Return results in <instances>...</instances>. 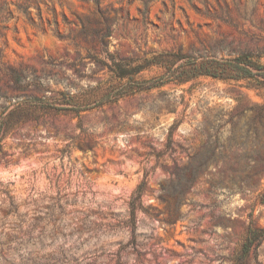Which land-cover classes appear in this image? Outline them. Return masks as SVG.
Here are the masks:
<instances>
[{
    "label": "rangeland",
    "instance_id": "374dc122",
    "mask_svg": "<svg viewBox=\"0 0 264 264\" xmlns=\"http://www.w3.org/2000/svg\"><path fill=\"white\" fill-rule=\"evenodd\" d=\"M165 53L264 64V0H0V264H233L264 230V89L114 99L166 72L117 65Z\"/></svg>",
    "mask_w": 264,
    "mask_h": 264
},
{
    "label": "trees",
    "instance_id": "16d2710c",
    "mask_svg": "<svg viewBox=\"0 0 264 264\" xmlns=\"http://www.w3.org/2000/svg\"><path fill=\"white\" fill-rule=\"evenodd\" d=\"M185 58L176 53H165L154 56L152 60H144V64L117 65L116 76L119 80H132L137 76L143 68L150 65H158L166 69L165 74L153 84L147 86L150 82L139 83L138 85L128 84L127 88L114 93V99H120L129 95L140 92L150 91L155 88H162L168 83H176L179 85L186 84L200 76L212 77L222 81H249L255 84L257 88L264 89V64L258 60L254 61L249 55H240L227 60H211L203 62L190 68L185 67L180 70L175 67V62ZM2 132V124H0V134ZM145 181L140 183L129 203V216L131 228L136 231V214L143 210L141 198L145 189ZM264 203V193L261 195ZM264 241V230L255 229L252 223L248 229L245 241L239 253L235 256L233 264H249L250 258L257 263V251Z\"/></svg>",
    "mask_w": 264,
    "mask_h": 264
}]
</instances>
